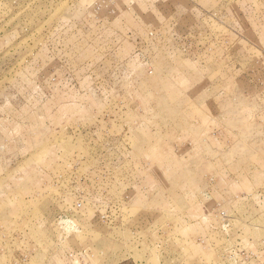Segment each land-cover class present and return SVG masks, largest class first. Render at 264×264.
<instances>
[{
    "label": "rangeland",
    "instance_id": "374dc122",
    "mask_svg": "<svg viewBox=\"0 0 264 264\" xmlns=\"http://www.w3.org/2000/svg\"><path fill=\"white\" fill-rule=\"evenodd\" d=\"M0 264H264V0H0Z\"/></svg>",
    "mask_w": 264,
    "mask_h": 264
}]
</instances>
